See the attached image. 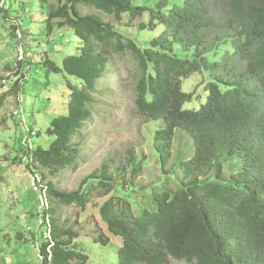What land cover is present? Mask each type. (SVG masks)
<instances>
[{"label": "trees", "instance_id": "1", "mask_svg": "<svg viewBox=\"0 0 264 264\" xmlns=\"http://www.w3.org/2000/svg\"><path fill=\"white\" fill-rule=\"evenodd\" d=\"M57 1L44 21L47 33L67 26L80 44L62 66L44 62L49 70L75 76L78 84L69 83L68 112L52 119L47 132L54 139L30 152V166L36 161L55 175L75 163L80 150L74 141L114 74L113 55L130 53L136 110L161 121L154 149L164 177L149 186L137 183L144 158L130 150L125 166L106 160L77 190L63 191L52 182L42 190L83 210L95 191L110 194L99 207L105 229L94 240L108 245L110 235L121 238L114 264H264V0H229L230 15L222 20L213 15L211 0H159L156 6ZM82 7L95 12L83 14ZM139 18L141 29L163 27L149 45L116 27ZM11 28L21 30L19 24ZM11 78L0 81V107L22 90L24 74ZM179 130L191 137L192 150L170 163ZM41 220L50 232L38 243L41 264H88L89 255L72 242L78 235L59 225L53 206L45 207Z\"/></svg>", "mask_w": 264, "mask_h": 264}, {"label": "rangeland", "instance_id": "2", "mask_svg": "<svg viewBox=\"0 0 264 264\" xmlns=\"http://www.w3.org/2000/svg\"><path fill=\"white\" fill-rule=\"evenodd\" d=\"M158 1L135 0L153 6ZM0 3L4 6V11H0V81L6 82L4 78L10 74L13 80L24 74L19 97L12 94L0 107V264H41L39 244L50 234L40 225L41 215L48 205L53 206L59 225L78 235L72 242L89 255L88 264L117 263L121 238L110 235L108 245L94 240L105 229L99 207L110 194L95 191L91 204L83 210L75 204L52 199L42 187L52 182L63 191L77 190L82 180L104 161L113 159V167L125 166L130 150L144 158L137 183L149 186L164 177L154 149L161 121L144 118L135 106L136 63L130 53L113 55L114 74L107 76L106 90L94 105L92 119L74 141L79 145L80 155L73 165L55 175L36 161L30 166V152L38 145L47 148L54 139L47 132L52 119L68 112L72 92L69 83L78 84L75 76L49 70L44 61L50 59L62 66L64 57L77 53L80 38L67 26H56L51 35L47 33L44 21L51 7L58 6L57 0H0ZM210 6L219 20L230 15L229 0H211ZM81 11L95 12L89 8ZM141 20L131 26L116 23V27L139 45H149L163 27L141 29L136 25ZM14 24H19L21 30L11 28ZM20 59L22 66L16 74L14 65ZM7 80L10 86V79ZM199 82L200 77L195 75L194 84ZM191 150V137L179 130L170 163L178 156L189 155ZM131 171L130 166L129 175ZM124 179L121 177L120 182Z\"/></svg>", "mask_w": 264, "mask_h": 264}]
</instances>
